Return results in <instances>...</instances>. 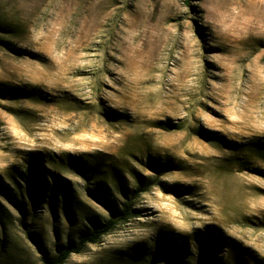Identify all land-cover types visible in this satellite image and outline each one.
I'll use <instances>...</instances> for the list:
<instances>
[{"label":"rangeland","instance_id":"rangeland-1","mask_svg":"<svg viewBox=\"0 0 264 264\" xmlns=\"http://www.w3.org/2000/svg\"><path fill=\"white\" fill-rule=\"evenodd\" d=\"M0 25V264L124 202L66 264H264V0H0Z\"/></svg>","mask_w":264,"mask_h":264},{"label":"trees","instance_id":"trees-1","mask_svg":"<svg viewBox=\"0 0 264 264\" xmlns=\"http://www.w3.org/2000/svg\"><path fill=\"white\" fill-rule=\"evenodd\" d=\"M0 30L7 31L9 28L4 25H0ZM47 172L46 168L39 166L34 162L26 172L19 174V176L25 181L28 185L27 194L32 193L33 198L37 203H42L45 201V198L50 199V206L54 207L57 205L58 196L62 187L60 186L59 180L54 177L55 183L51 188H48V178L43 176V172ZM85 172L84 170L82 171ZM32 191V192H31ZM143 191L139 187H135L134 193L139 195ZM24 191L21 190L19 194V199H24ZM68 198V196L66 195ZM66 198V199H67ZM69 199V198H68ZM16 205L25 211V203L22 201H15ZM69 204H67V216L72 219L71 212L68 210ZM108 208L111 210L110 217L105 220L103 223H94L91 229H83L79 232L77 240L69 239L65 244H60L56 246V251L54 254L49 255L43 253L41 257V264H66L67 261L73 255H79L84 252V250L89 245H96L101 242V240L113 233L120 225L129 222L132 217H138L137 211L134 208L133 204L130 202H124L120 205L119 209H114L110 205ZM25 213H23V225H26L25 222ZM54 216L57 217L56 212L54 211Z\"/></svg>","mask_w":264,"mask_h":264}]
</instances>
